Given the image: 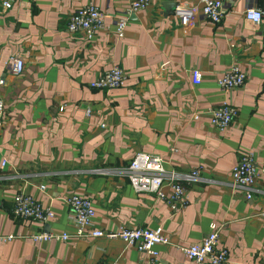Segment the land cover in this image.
<instances>
[{
    "label": "crops",
    "instance_id": "crops-1",
    "mask_svg": "<svg viewBox=\"0 0 264 264\" xmlns=\"http://www.w3.org/2000/svg\"><path fill=\"white\" fill-rule=\"evenodd\" d=\"M178 3L199 6L155 0L127 15L116 37L113 23L127 13L126 0H0V264H142L145 253L117 237L73 236L64 203L71 194L92 201L95 228L161 227L170 242L157 245L155 264H194L180 247L200 241L211 223L228 249L224 264H264V169L251 200L230 184L241 153L259 163L264 155V16L258 24L245 16L249 9L264 14V0H232L220 24L190 26L172 17ZM87 4L105 12L109 26L91 41L66 31L69 15ZM14 55L24 62L19 76L6 69ZM231 65L247 82L223 93L217 79ZM113 66L126 73L124 85L90 89ZM194 69L199 85L191 83ZM224 100L237 116L219 131L207 110ZM137 153L161 158L168 171L200 169L184 208L172 212L152 194L134 192L124 176L96 173L125 167ZM20 191L51 206L55 217L46 224L14 217ZM40 231L71 238L34 241Z\"/></svg>",
    "mask_w": 264,
    "mask_h": 264
},
{
    "label": "built area",
    "instance_id": "built-area-1",
    "mask_svg": "<svg viewBox=\"0 0 264 264\" xmlns=\"http://www.w3.org/2000/svg\"><path fill=\"white\" fill-rule=\"evenodd\" d=\"M128 2L127 13L118 16L113 23V32L116 37H122L126 29L127 15L135 14L146 10L155 0H126ZM232 0H199V6L193 7L185 3L175 4L172 17L182 26H190L198 20L206 21L212 25L220 24L228 13L227 7ZM4 9L11 7L9 1L2 3ZM250 10L259 13V19L250 18ZM248 20L260 23L263 19V12L256 9H249L245 12ZM107 15L94 4L84 5L74 10L68 17L66 31L71 34H81L84 39L91 41L97 33L107 30ZM24 62L16 55L10 56L6 63L9 74L19 76L23 72ZM127 75L118 66H113L93 82L89 84L90 89L110 91L124 85ZM190 79L193 85H199L202 74L194 69L190 72ZM247 82V74L236 65H231L217 79V86L223 93L242 88ZM0 80V86L3 85ZM5 106L0 97V129L3 124ZM209 122L211 126L219 131H225L237 116V109L224 100L218 107L208 109ZM85 115H91V109L85 110ZM198 114L193 117L197 119ZM170 151L174 152V149ZM5 162L0 163V169L5 167ZM264 169V155L259 163L255 155L251 152L241 153L238 161L230 172L231 187L241 190L246 194L247 200H251L255 192V185L260 176V170ZM200 169H193L188 173L180 174L168 171L165 168V161L159 157L137 153L129 164L122 168L97 170V174L124 176L136 193L152 194L156 200L163 201L170 211L177 212L184 208L188 200L186 199L187 188L194 182L200 180ZM44 190V186H40ZM167 190L168 193H165ZM64 203L69 208L70 217L74 225L75 237H117L137 250L145 253L146 258L142 264H155L158 256L157 245L169 244L168 236L162 228L127 227L118 225L111 231L98 229L93 226L95 215L94 205L91 200L77 194H71L64 199ZM12 214L14 217L32 220L40 224H46L55 217L53 208L43 205L30 194L20 191L12 198ZM209 232L198 242L180 247L184 256L194 264H224L228 257V249L218 245V228L215 223L209 226ZM34 241L61 240L68 241L71 234L68 232H36L30 236ZM10 239V237H6ZM96 264H107L98 262Z\"/></svg>",
    "mask_w": 264,
    "mask_h": 264
},
{
    "label": "clouds",
    "instance_id": "clouds-1",
    "mask_svg": "<svg viewBox=\"0 0 264 264\" xmlns=\"http://www.w3.org/2000/svg\"><path fill=\"white\" fill-rule=\"evenodd\" d=\"M249 15H250V18L252 19H256V20L259 19V13H256L255 10H250Z\"/></svg>",
    "mask_w": 264,
    "mask_h": 264
},
{
    "label": "water",
    "instance_id": "water-1",
    "mask_svg": "<svg viewBox=\"0 0 264 264\" xmlns=\"http://www.w3.org/2000/svg\"><path fill=\"white\" fill-rule=\"evenodd\" d=\"M174 6H175V4H174Z\"/></svg>",
    "mask_w": 264,
    "mask_h": 264
}]
</instances>
